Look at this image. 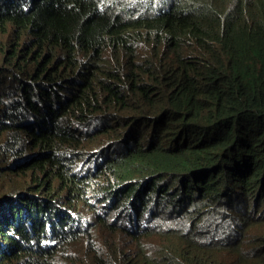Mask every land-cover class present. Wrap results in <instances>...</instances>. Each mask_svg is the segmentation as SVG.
Listing matches in <instances>:
<instances>
[{"label": "trees", "instance_id": "16d2710c", "mask_svg": "<svg viewBox=\"0 0 264 264\" xmlns=\"http://www.w3.org/2000/svg\"><path fill=\"white\" fill-rule=\"evenodd\" d=\"M0 264H264V0H0Z\"/></svg>", "mask_w": 264, "mask_h": 264}]
</instances>
